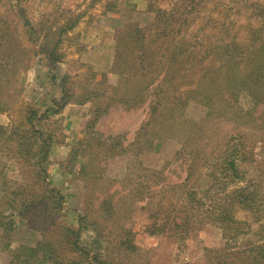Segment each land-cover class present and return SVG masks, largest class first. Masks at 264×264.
I'll return each mask as SVG.
<instances>
[{
	"label": "rangeland",
	"instance_id": "obj_1",
	"mask_svg": "<svg viewBox=\"0 0 264 264\" xmlns=\"http://www.w3.org/2000/svg\"><path fill=\"white\" fill-rule=\"evenodd\" d=\"M140 29L144 30L140 47L150 51L161 46L156 57L160 67L143 76L133 67L140 48L134 36ZM162 31L210 54L205 66L219 82L224 65L217 46L232 45L239 62L245 49L264 43V0H0V125L7 128L0 135V211L15 220L11 244L0 243V264L10 263L18 245L33 246L41 239L62 252L57 262L43 264H229L234 256L228 254L235 250L240 258H260L264 252V98L255 104L246 91L226 93L234 103L230 111L253 112V119L229 120L221 108L208 114L213 105L205 107L190 99L189 88L196 86L202 69L192 84L181 80L183 71L167 57L171 47L163 48L158 35ZM53 49L55 63L48 57ZM173 73L175 79L163 85V92L155 89L165 74ZM163 95L174 103L178 97L189 98L173 117L183 111L182 117L191 122L171 126L170 113L146 124L151 99ZM171 106L169 101L164 112L173 111ZM29 109L41 119L30 124ZM193 122L206 130L188 142L185 133ZM12 128L25 134L39 128L50 134L44 176L30 165L36 160L31 155H27L30 162L15 158ZM238 131L244 134L247 153L238 162L242 178L227 190L247 186L255 201L251 208L235 206L236 230L224 237L220 228L207 223L185 240L147 234L149 212L142 208L146 198L139 190L154 193L164 183L182 182L193 158L190 152L197 147L202 153L196 171L185 187L172 188L166 197L174 202L189 187L206 188L209 179L203 175V161ZM72 148H77L75 157L70 156ZM155 170H161V175ZM52 187L62 195L60 210L45 195ZM12 190L43 198L35 202L38 208L17 216L3 204L2 196ZM153 193L150 210L166 201ZM105 198L114 204L108 216L100 204ZM79 225L77 242L83 249L72 252L64 229L76 230ZM234 262L245 264L237 258Z\"/></svg>",
	"mask_w": 264,
	"mask_h": 264
},
{
	"label": "trees",
	"instance_id": "obj_2",
	"mask_svg": "<svg viewBox=\"0 0 264 264\" xmlns=\"http://www.w3.org/2000/svg\"><path fill=\"white\" fill-rule=\"evenodd\" d=\"M25 24L29 25V22L26 20ZM141 32H144V30H137L134 36V38H136L135 45L138 47H140L139 43H141L144 34ZM158 35L161 38V42L165 50H167L168 47H171V51L167 53V57L170 56L171 61H176L179 66V70L183 71V73L180 74L181 80L184 81L185 79V83H189L191 81L192 84V82H194L192 79L196 75V72L202 69L199 76L200 80L197 81L196 86L193 87L191 85L189 88V91L193 94V98H190L192 101L205 107L213 105L214 108L210 109L209 107L208 114H211L212 112L214 113V111L217 113L220 108L223 109L222 113L229 120L237 118L238 122H241L243 117L247 119H253L255 117L253 112L251 113L249 111H245L246 113L240 110L237 112L232 110L230 111L229 109L233 107L234 103L230 102L226 93L234 95L231 91H238V93L246 91L255 104H258L261 100H263L264 43L259 47L253 48L250 46L248 49H245L243 51L245 52L244 57L239 62L236 60V51L235 48L231 47L232 45L217 46L218 54L220 55L224 65V72L222 74L223 78L218 82V78H216L215 75L210 74L211 69L205 66L206 62L211 57L210 54H203L199 51V49L194 47L189 48L187 44H184L182 39L177 40V37L172 34V36H170L164 31H162V33H158ZM254 39H257V35L254 36ZM173 41H177L178 43H173ZM160 48L161 46L148 51L145 47L141 46L136 55L137 64L135 66H133V63L131 64V66L135 68V72L139 71L141 76L148 74L151 71L155 72L158 67H160L159 64L161 63L156 60V57L159 56L158 52L160 51ZM202 51L205 52V50ZM48 57L52 63H55L57 56L54 49L49 51ZM170 58H168L169 60L167 58L165 60L170 61ZM170 63L171 62L168 64ZM174 75V73L172 75L165 74V76L158 81L159 86L156 85L155 89L157 88L159 92H163V85H165L167 81L175 79ZM179 84L180 81L178 82V85ZM63 97L58 102V105L60 106L64 99ZM169 101L172 104L171 108L173 111L164 112ZM174 101L175 103L170 100L167 95H163V97L157 96L151 99L149 103L151 113H149V120L146 121V124L151 121H156L157 118L158 121H161L159 119L167 114H172L173 117L177 109L179 110V108H183L187 105L189 98L178 97L177 99H174ZM182 112L183 111L180 112V115H178L176 119L173 117L174 119L171 126L180 125L182 127L183 125L191 122L190 119L188 120V118L182 117ZM28 113L27 120L30 124L32 119H41V116H37L38 114L34 109H29ZM98 116L99 115L95 116V118ZM91 122L92 120H89L88 124H91ZM193 123L194 124L191 125L193 128L190 127L185 133V137H188V142L193 138H197L196 133L206 128L205 126L199 124V122ZM0 129V135H5L4 133L7 128L0 125ZM167 130L171 129L168 128ZM10 132L15 135L16 138L14 151L15 158L28 160V162L31 161L30 159H36L30 162V165L34 167L36 173H41L44 176L46 173L44 162L47 161L49 148L52 145V138L50 134L43 133L39 128L30 129L27 134L24 132L20 133L14 128H12ZM202 133H204V131ZM234 135L228 137L227 141L224 142V146L220 147L221 150H218L214 154L213 152L210 153L209 158H206V161H203L202 167H205L204 169H206L204 170L205 172H203V175L209 179V185L206 188L198 191L199 189L197 190L194 187H189L187 190L178 193V196L176 195L177 200H174V202H171L169 196L166 197V194L172 188H175L176 186L185 187L193 172L196 171L198 166L197 163L200 161V152L202 153L201 149L197 147L193 148L190 152V155H192L193 158L186 166L187 174L183 181L173 184L174 186L170 185L169 182L164 183L160 186L159 190L155 191L156 194H161V198H166V201L163 200V203L155 204V207L150 210V203H152L150 202V198H153V192H148V190H139L146 198L145 206L142 208L149 212V222L144 226V231L147 234L150 236L169 234L177 240H185L207 223L214 224L220 228L224 237H229L228 233L232 231L231 229L236 230L237 227H233V225L238 223V220H236L233 215L235 206L240 204L243 207L251 208L253 204L252 202L255 201V193L253 191L246 190L247 186H231V188L227 190V187H229L231 183L235 184L242 178L238 162L240 161L239 159L244 158L243 156L247 153V150H245L244 134H242L241 131H238ZM202 136L205 135L202 134ZM233 138L237 139L230 144ZM113 149L114 147L111 146V150ZM194 150L196 151L195 154ZM76 153L77 148H72L70 156L72 155V157H75ZM178 153L179 152H177V154ZM27 155H31V158L29 157L30 159H27ZM37 155L40 156L37 158ZM85 166L86 164L84 163L80 164L79 171L83 172L86 168ZM154 172H159V170H155ZM161 173L162 172L160 170L159 174L161 175ZM161 179L164 178L160 176V180ZM49 191L50 192L45 195H49V198H51L53 208L60 210L62 195L53 187L49 188ZM23 193L24 190H21V192L12 190L10 192H6L2 196L4 198L3 204H5V207L14 211L17 216H22L27 210H29L28 208L31 209V212L34 208H38L35 206V202H40L41 198H43V196L40 195L24 197ZM100 204L102 206L103 215L105 216L110 215L114 210V204H112V200L110 198L103 199ZM82 218L85 217H81L80 223ZM14 221L13 216L10 218L0 211V243L5 246H9L11 244L9 237L15 228ZM39 228L44 229L42 226ZM80 229L81 225H79L76 230L73 228L64 229V235L66 236L65 243L71 246L72 252H81L83 249L80 248L81 246L77 242L79 239ZM70 236H72V238ZM15 251L13 259L9 264H43L44 261L55 263L62 256V252H58L53 243L50 241H42V239L37 241V243L33 246L25 244L18 245ZM237 252L238 251L235 250L228 255L234 256V259H239L241 263L264 264V252L260 254L261 256L258 259L248 257L240 258L238 256L240 255V252ZM87 254L88 253L86 252V256ZM234 259H229L228 263L235 264ZM99 263L104 264V262L101 261ZM72 264H75V262H72Z\"/></svg>",
	"mask_w": 264,
	"mask_h": 264
}]
</instances>
